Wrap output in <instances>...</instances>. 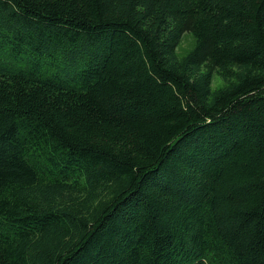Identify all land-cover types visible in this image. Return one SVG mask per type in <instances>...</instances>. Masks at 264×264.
Returning <instances> with one entry per match:
<instances>
[{"label": "trees", "instance_id": "obj_1", "mask_svg": "<svg viewBox=\"0 0 264 264\" xmlns=\"http://www.w3.org/2000/svg\"><path fill=\"white\" fill-rule=\"evenodd\" d=\"M0 264H264V0H0Z\"/></svg>", "mask_w": 264, "mask_h": 264}, {"label": "rangeland", "instance_id": "obj_2", "mask_svg": "<svg viewBox=\"0 0 264 264\" xmlns=\"http://www.w3.org/2000/svg\"><path fill=\"white\" fill-rule=\"evenodd\" d=\"M194 46V37L191 32H185L182 36L180 45L178 46V53L180 55L185 54L189 49ZM223 83V80L216 73L213 78V87L219 86Z\"/></svg>", "mask_w": 264, "mask_h": 264}, {"label": "bare ground", "instance_id": "obj_3", "mask_svg": "<svg viewBox=\"0 0 264 264\" xmlns=\"http://www.w3.org/2000/svg\"><path fill=\"white\" fill-rule=\"evenodd\" d=\"M217 88V87H216Z\"/></svg>", "mask_w": 264, "mask_h": 264}]
</instances>
